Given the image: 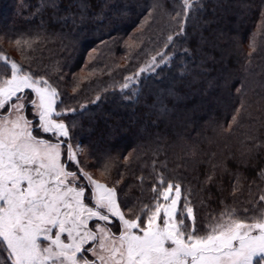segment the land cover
I'll use <instances>...</instances> for the list:
<instances>
[{"label": "trees", "instance_id": "trees-1", "mask_svg": "<svg viewBox=\"0 0 264 264\" xmlns=\"http://www.w3.org/2000/svg\"><path fill=\"white\" fill-rule=\"evenodd\" d=\"M194 9L177 35L181 0H0V53L58 90L68 141L101 183L138 208L162 174L192 190L202 225L264 195V0Z\"/></svg>", "mask_w": 264, "mask_h": 264}, {"label": "snow or ice", "instance_id": "snow-or-ice-1", "mask_svg": "<svg viewBox=\"0 0 264 264\" xmlns=\"http://www.w3.org/2000/svg\"><path fill=\"white\" fill-rule=\"evenodd\" d=\"M197 3L181 0L183 14L177 12V17L183 22L177 35L184 34ZM172 40L169 36V43ZM157 55L167 62L166 54ZM0 61L11 72L0 78V110L6 111L0 113V264H264V195L259 207L225 205L201 225L192 190L161 174L151 189V202L125 213L116 187L79 167L70 143L65 161L61 138L69 137V129L55 119L61 115L56 109L58 90L3 53ZM155 65L154 56L125 78L121 91ZM26 90L35 98L29 100ZM26 102L38 118L36 125L24 114ZM239 114L238 109L233 124ZM34 128L56 141L35 135ZM73 163L76 171L69 170ZM258 175L264 179V170ZM206 182L212 183L213 177ZM237 191L234 184L232 195ZM114 220L118 234L109 227Z\"/></svg>", "mask_w": 264, "mask_h": 264}, {"label": "rangeland", "instance_id": "rangeland-1", "mask_svg": "<svg viewBox=\"0 0 264 264\" xmlns=\"http://www.w3.org/2000/svg\"><path fill=\"white\" fill-rule=\"evenodd\" d=\"M4 45L7 46L6 41H4ZM11 52H13V51L11 50ZM8 67H9L8 70H6V69L2 70L0 68V78H6V77L10 76V74H11L10 66H8ZM25 94L27 95L29 100L35 98L34 94L30 90H26ZM57 103H58V99H57ZM56 109H57V111H59L61 113V115L59 117H55V119H57L58 121H63L65 123L64 116L66 115L67 111L65 109H59V107H57V106H56ZM3 112H6V111L0 110V113H3ZM24 114L26 115V117L28 119L33 121V125H36L38 123V118L34 115V109L32 108V106L30 104H27V102H26V108H25ZM34 134L39 135L40 137H42L44 139H49L52 142L56 141V138L54 136H52L50 133H43V132H40L38 129H35V128H34ZM61 139H63L65 141V144H64L65 161H66V154H67V144H69V143L72 144L74 150L77 151V154L79 153L78 150H79L80 146L78 143L76 144L73 142H69L68 138H61ZM167 140H168V138H167ZM78 161H79V167L83 168L84 171L92 174L93 179H96L98 181H100V179H103V174H101L100 170L98 168H96L95 161H93V159H91L89 157H84L82 160L79 158ZM69 170L76 171L77 170L76 164H74V163L69 164ZM78 175H79V172H78ZM117 195H118V202L120 203L122 211L127 213L129 208H134L133 205H131L130 203L127 202V200L124 199L123 194L117 192ZM144 198L145 199L143 201H145V202H143V204H148L151 202V197H148V198L144 197ZM114 222L115 221H113V223L111 225H109V227H111V229L114 233L118 234L119 224L117 225ZM87 254H88V257L91 259L92 258L91 254L90 253H87Z\"/></svg>", "mask_w": 264, "mask_h": 264}, {"label": "flooded vegetation", "instance_id": "flooded-vegetation-1", "mask_svg": "<svg viewBox=\"0 0 264 264\" xmlns=\"http://www.w3.org/2000/svg\"><path fill=\"white\" fill-rule=\"evenodd\" d=\"M2 114H4V113H2ZM86 255L88 256V254L86 253ZM89 258V257H88ZM90 259V258H89Z\"/></svg>", "mask_w": 264, "mask_h": 264}]
</instances>
